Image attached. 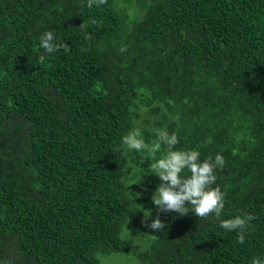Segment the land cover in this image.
Returning a JSON list of instances; mask_svg holds the SVG:
<instances>
[{
    "label": "trees",
    "instance_id": "obj_1",
    "mask_svg": "<svg viewBox=\"0 0 264 264\" xmlns=\"http://www.w3.org/2000/svg\"><path fill=\"white\" fill-rule=\"evenodd\" d=\"M86 3L0 0V264H97L140 230L150 243L138 264L264 258V0ZM48 30L70 51L41 48ZM140 115L145 143L166 129L174 150L223 156L221 219L256 217L243 244L191 210L159 213L160 232L142 225L158 212L150 164L167 147L150 161L126 152Z\"/></svg>",
    "mask_w": 264,
    "mask_h": 264
},
{
    "label": "clouds",
    "instance_id": "obj_2",
    "mask_svg": "<svg viewBox=\"0 0 264 264\" xmlns=\"http://www.w3.org/2000/svg\"><path fill=\"white\" fill-rule=\"evenodd\" d=\"M107 3V0H87L86 6L92 8L93 5L101 6ZM84 27L83 23L80 25ZM39 46L47 53H53L58 50L70 51L66 43H57L55 34L52 30L45 31L39 37ZM82 47L81 51H87ZM127 51V46H122L120 52ZM121 142L129 150L144 152L145 150L155 156L163 146L167 147L166 153L150 164L161 183L157 186L154 194L151 196L152 203L157 207L158 212L148 223L151 212L144 215L142 225L150 228L153 232H160L165 229V223L160 219L159 213H176L179 216L187 215L191 212L199 218H208L214 216L219 221V225L225 231H237V242L243 244L250 228V221L256 219L252 213H243L234 218L221 219L224 209L225 193L217 185L213 187L217 180L215 172L224 167L225 161L221 154L215 158L207 157L200 160L198 150H174L179 143L175 133L169 134L166 129L157 131V140L151 144L145 143L140 128H133L121 139ZM119 150V149H115ZM114 150V151H115ZM187 170L190 175L183 176ZM130 185V184H129ZM141 193H136L140 196ZM191 205V208L188 207ZM250 264H264V258L253 257Z\"/></svg>",
    "mask_w": 264,
    "mask_h": 264
},
{
    "label": "rangeland",
    "instance_id": "obj_3",
    "mask_svg": "<svg viewBox=\"0 0 264 264\" xmlns=\"http://www.w3.org/2000/svg\"><path fill=\"white\" fill-rule=\"evenodd\" d=\"M129 15L132 17L133 13L129 12ZM142 119V115L139 116V118L134 120V125L130 127V130L133 128H140L143 138L147 134H149L152 131V128L150 126L141 125L140 121ZM129 130V131H130ZM156 139L150 140L147 144H151ZM126 148V152H127ZM130 155L132 154L135 159L139 160H146L150 161L153 156H151L146 150L144 152H137L136 155H134L133 151L131 150ZM160 156L159 158H161ZM131 164L130 162H127L125 169L123 170V177L122 182L127 190L133 191V183L130 181V175L133 172V169L130 168ZM130 184V185H129ZM135 193H141L144 194V190L140 188H134ZM150 196L154 194V192L149 191L147 192ZM126 235V233H123V237ZM129 239V245H128V251L126 253H110L107 255H98V263L97 264H138L137 260L135 259L133 253L137 251L145 250L148 247V244L150 243V236L147 233H144L143 231H139V234L136 236H127Z\"/></svg>",
    "mask_w": 264,
    "mask_h": 264
}]
</instances>
